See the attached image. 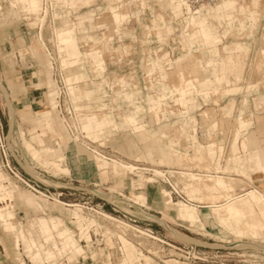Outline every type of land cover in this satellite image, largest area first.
I'll list each match as a JSON object with an SVG mask.
<instances>
[{"label": "rangeland", "instance_id": "obj_1", "mask_svg": "<svg viewBox=\"0 0 264 264\" xmlns=\"http://www.w3.org/2000/svg\"><path fill=\"white\" fill-rule=\"evenodd\" d=\"M84 1H76L75 8L69 7L73 1H59L55 10L62 18L55 21L54 12H49L43 38L53 46L56 54L54 26L60 33L63 27L78 25L79 17L94 13L95 20L84 24L87 34L84 30L77 31L78 44L85 54L92 49L101 51L105 61L104 71L99 74L100 70L92 59L84 58V72L88 78L78 84L82 89L74 90L68 79L78 74L73 72L82 65L62 72L64 80L60 82L56 75L62 70L56 58L52 76L55 75L54 79L58 80L61 97L58 112L56 103L55 114L63 128L66 143L55 148L59 139L39 127L38 133L46 132L42 138L48 146H52L51 150L38 149L32 143L42 154V160L41 155L35 159L25 145V140H31L30 131L36 125L35 121L40 118L38 112L50 109L47 82L51 65L45 48L39 42L36 22L41 10L35 9L34 12L25 5L26 0H21L18 11H14L10 0H0V123L4 131L0 138V174L3 176L0 183L9 192L33 198L31 193L39 196L32 189L38 185L49 189L52 194L63 192L59 200L66 203L77 204L88 200L103 206V210L116 217L121 215L113 210L115 206L141 219L146 216L134 203H144L136 194L144 191L148 197L144 205L148 214L162 219L183 236L174 237L176 231H167L159 222L153 224V229L172 244L195 248L203 257V261L197 263L173 258L164 262L151 259L155 264H264V231L258 236H238L220 225L207 204H195L189 200L178 175H173V182L184 198L173 196L174 203L197 206L201 218L207 219V223L203 228L179 220L177 206L172 209L163 206L162 188L169 192L171 189L152 172L157 169L206 174L207 178L197 177L198 180L189 188L193 189H190L193 196L198 193L214 203L227 198L224 192L227 189L209 191L206 187L215 186L219 177L242 179L243 182L237 181V194H244L253 188L264 193V173L251 172L252 181H249L237 173L227 174L225 170L228 165L237 166L239 163L228 162L233 158L235 136L239 138L236 142L238 156L245 158L247 155L242 147L244 136L258 138L264 148V0H239V3L235 0L236 3L221 7L220 11H228V17L224 16L223 21L216 17L221 2L190 11L186 0H123L119 4L109 0H90L89 4ZM204 8L213 11V14L198 21L190 19L189 13L198 14ZM113 9H119L123 15L121 23L114 22ZM248 13H255L256 16L250 18V25L244 27L242 21L246 23L249 19L246 20L243 15ZM118 25L121 27H115ZM85 36H91L93 40L86 43L81 39ZM237 45H246L247 50L239 46L237 49ZM60 55L63 65L64 51H60ZM234 75L242 76L237 80ZM216 76H221L217 79L228 77L230 84L219 80L215 89V83L207 81L214 80ZM54 79L52 89L57 97ZM40 83L43 85L36 87ZM234 86L240 87V90L226 93ZM209 89L206 96L204 91ZM85 90L93 92L91 102H88ZM35 92L39 93V105L28 111V96ZM127 93H133L135 98H126L124 95ZM231 102L234 105L229 115L223 108ZM138 109L141 113L137 124L143 127L141 133H136L134 126L127 122V118L137 116ZM93 116L113 120L114 123L103 129H85L86 118ZM238 125L249 127L240 133ZM163 134L167 137L161 138ZM192 136L196 137L197 144H194ZM198 143L204 148L215 144V160L209 158L202 161L194 157ZM166 156L170 157L168 162L164 161ZM46 162L50 163L49 166ZM217 163L223 168L217 167ZM97 164L107 173L100 171ZM121 164L138 167V170L147 169L141 171L145 173V178L153 177L158 182H145L144 189L134 191L139 178ZM9 166L24 181L12 174ZM56 166H60L62 172ZM60 185L81 187L85 191L61 190L58 189ZM196 186L198 189L194 188ZM86 189L93 194H87ZM4 191H0V207H9L15 214L12 222L25 231L31 229L35 218L53 216L62 218L66 227L76 233L71 213L59 205L52 207L54 200L48 199L47 204L51 207H45L43 212L25 206ZM168 191L166 193L170 197ZM119 194L125 195V200ZM191 217L190 221H197ZM143 223L142 226L147 224ZM6 229L5 223L0 220V264H21L24 258L14 247L13 233ZM14 234L18 236V230ZM128 250L137 255L132 247ZM104 251V247L94 251L96 264H110ZM25 260L26 264H31L28 259ZM151 260L147 258L148 264H152ZM119 263L112 261V264Z\"/></svg>", "mask_w": 264, "mask_h": 264}, {"label": "crops", "instance_id": "obj_2", "mask_svg": "<svg viewBox=\"0 0 264 264\" xmlns=\"http://www.w3.org/2000/svg\"><path fill=\"white\" fill-rule=\"evenodd\" d=\"M66 1H73L69 7L75 8L76 7V1L78 0H66ZM83 1V0H82ZM239 3V0H236ZM235 0H223L222 4L217 8L218 13H216V17L219 18L221 21L225 17H228L227 13L228 11L226 9H222L220 11L221 7H227L232 5L234 2L236 3ZM86 4H89L90 0H85L84 1ZM110 3H121L122 0H109ZM84 3V4H85ZM228 3V4H227ZM112 5V4H110ZM227 5V6H226ZM29 6V5H26ZM110 7V6H109ZM30 10L36 11L33 7L29 6ZM205 9V8H204ZM202 11L200 19L203 17H210L213 14V11L205 9ZM201 11V10H200ZM198 11L197 13H199ZM113 18L115 23H121L124 20L123 15L121 14L119 9H113ZM190 19H191V14L189 13ZM246 20L249 19V21H242V25L245 27V25L249 24L252 22L250 18H254L256 15L255 13H248L246 15ZM240 17V16H239ZM62 18V17H61ZM95 20V14L90 13L87 16L84 17H79V23L78 25H74L73 27L67 26L63 27L60 29V33L58 31V37L59 41L61 44L67 45L64 49H61V51H64V56H63V69L67 70L75 65H82L81 68H79L77 71L73 72L78 73L73 75L71 78L68 79L69 82H72V88L74 90L77 89H82L78 84L81 82H84L87 80L88 75L85 71V68L83 66V59H88L91 58L95 66L100 70L99 74H101L104 71L105 67V61L103 60V55L101 54V51H94V49L90 50L88 54H85V52H82L79 48V35L77 34L78 32H81L84 30V34H87V28H85V22H93ZM198 21V19H197ZM31 26H33V23H30ZM117 28L121 27V25L115 26ZM63 37V38H62ZM81 39H84L85 42L87 41H92L93 38L91 36H85ZM63 40V41H62ZM71 44V45H70ZM237 45V49H238ZM239 46V48H246V45ZM187 57V56H186ZM182 58V60H184ZM50 63V62H49ZM51 65V69L49 68V73H48V82L47 86L50 89L49 94H48V108H44L38 112V116L40 117L39 120H36V125L33 127V129L30 131L31 135V140H25L27 143L32 145L36 150L37 148L32 144L35 143L39 148L38 149H45L51 150L50 148L52 146H48L46 142L43 140V135H45L46 132H43L42 134L38 133V128L40 127L43 131L48 130L51 132L54 136H56L59 141L56 142V147L58 148L59 146H62L63 144L66 143V137L63 131V128L60 125L59 120L56 117L55 114V108H56V103H57V98L53 92L52 89V69L53 66ZM81 69V70H80ZM83 70V71H82ZM72 73V71H70ZM237 80H240L241 76L234 75ZM221 78V76H216L214 77V80L208 79L207 82H213L214 88L217 89L218 87V81H224V84L229 82L230 80L228 77L222 78V79H217ZM43 84H37L36 87H41ZM223 85V84H222ZM227 85V84H226ZM38 88V89H39ZM240 90V87L234 86L233 88H228L226 93H231ZM209 90H205L204 93L206 96L209 94ZM85 94L88 98V102H91V97L93 96L92 91L85 90ZM124 96L126 98H135V95L133 93H127ZM39 93L35 92L32 93L28 96V101L30 102V106H28V111H30L31 107L35 105H39L38 101ZM233 103L231 102L228 106L224 107L223 109L226 110L227 114H231L232 108H233ZM12 110L15 111V107L12 105L11 106ZM141 111L138 109L136 112L137 116L136 117H130L127 118V122L132 124L134 126V131L136 133H141L143 131V127L139 126L137 124V119L139 118ZM205 113V112H204ZM87 123L84 125L85 129L88 130H93L95 128L103 129L104 127H107L111 124L114 123L113 120L105 119L101 120L97 118L96 116H93L92 118H86ZM240 121V118H239ZM241 127L240 133L245 131L247 129V125H238V128ZM237 135V133H236ZM166 134H163L161 138H166ZM194 144H197V139L195 136H192ZM239 138L235 136V143L232 147V153H233V158L229 159L228 162L232 161H238L239 163L237 166L234 165H228L227 168L225 167V170L228 171L227 174L231 173H237L244 177L245 179H248L249 181H252L251 178V172H256V173H264V148L262 147V141L258 140V138H252V137H243L242 141V147L244 151L246 152V157L243 158L242 156H238L237 154V149L238 147L236 146V142L238 141ZM222 150V148H220ZM80 152V151H79ZM40 153V152H39ZM205 154V155H204ZM216 154L215 150V144H209L207 147H202L198 143V147L196 149V155L194 157L198 158L199 160H206L211 158L212 160L214 159V156ZM41 157L42 154L40 153ZM166 162L170 160L169 156L164 157ZM106 159V158H105ZM43 160V157H42ZM59 160V159H58ZM109 161V160H108ZM110 162H116L114 160H111ZM97 167L100 171H104L103 173H107L105 169L102 168V166L97 164ZM217 167L222 169L220 164L217 163ZM141 169V168H140ZM141 171H136L130 174H135L139 180H137L136 184V189L137 190H142L144 189L145 182L148 183H157L158 181L153 178H145V173H141ZM3 176L0 174V179ZM215 178V177H214ZM213 179V177L211 178ZM228 179H235L242 181V179H237V178H223L219 177L217 183L215 186H206L209 191H216L218 189H227L228 191L226 192L225 195H227L226 200L223 202H219L218 200L214 203L212 199H205V197L201 194L195 195L192 199L189 197L188 192L186 191V195L189 198V200L195 202L201 203V204H207L208 208L211 210V214L214 215L215 219L217 222L230 229L232 232L236 233L238 236H242L245 234H251L253 236H258L261 234V232L264 231V193L259 191L258 189H251L246 191V195L243 196V194H237L236 191V185L230 188L227 180ZM198 180V179H197ZM201 183V182H200ZM59 187V186H58ZM195 189H198V187H194ZM7 193L11 198H16L19 202L24 204L25 206H31L35 208L36 210H40L45 212V207H51L50 205L47 204L49 201L48 199H44L42 197H38L35 194L31 193L33 197L27 194H22V193H17L15 194L14 191H7L5 189V185L0 183V191H3ZM188 190V189H187ZM165 190L162 188V201H163V206L166 209H172V207L177 206V212L176 216L178 217L179 220H182L184 222H188L191 226H200V227H205V223H207V219L203 220L200 216V211L199 208L193 204H185L183 202H178L174 203L173 197L171 193L168 191L170 197L167 196V193ZM235 194L237 195H234ZM249 194H248V193ZM259 193V194H258ZM137 195H140L141 200L144 202L140 205H146V201L148 200L147 194L144 191L141 192H136ZM233 194V195H232ZM245 194V193H244ZM240 195V196H239ZM45 204H43V203ZM52 207L55 205H59L63 208H65L68 212L71 213V220L73 224L76 226V230H78L81 234L82 238H85L87 241H89L90 237L86 233L87 229H89L90 225L93 224L90 220H88L83 213L80 211V208L75 205V204H69L65 203L59 199H55ZM171 202V204H170ZM73 205V206H67ZM170 204V205H169ZM0 220L5 223V226L7 227V231H10L14 235V247L16 251L21 254V256L24 258V260H21V264H26V259L29 260V263L31 264H45L46 261H51V260H56L58 255L60 256L61 254L65 253L66 250H74V253L81 254L84 252V248L80 246L78 243V238L76 231L73 232L70 230V228L66 227V224L62 218L59 217H53L49 216L48 218L41 217V218H35L32 223H31V229L25 231L23 227L17 226L15 223H13V219L15 214L13 211L9 209V207H0ZM164 215V214H163ZM190 216H194L197 220V222H192L190 221ZM94 221V220H93ZM95 222V221H94ZM164 227V226H163ZM18 230V236H16L14 233ZM167 230V229H166ZM169 231V230H167ZM170 232V231H169ZM123 241V240H122ZM124 251H125V256L124 258L120 261L119 264H148L147 259L140 257L139 255H135V253L132 250H128V247L126 244H124ZM93 257L95 259V262L97 261L96 256L93 253ZM134 257V258H132ZM152 264H155L153 261ZM96 264V263H95Z\"/></svg>", "mask_w": 264, "mask_h": 264}, {"label": "built area", "instance_id": "obj_3", "mask_svg": "<svg viewBox=\"0 0 264 264\" xmlns=\"http://www.w3.org/2000/svg\"><path fill=\"white\" fill-rule=\"evenodd\" d=\"M123 1V0H122ZM189 4L196 8L200 5H215L219 3L221 0H187ZM45 7L48 8L49 12H55L56 4L54 7L49 0H45ZM49 15V14H48ZM48 17V16H47ZM54 20L58 21L59 19ZM43 30V29H42ZM41 29L39 28V33ZM50 45V44H49ZM50 49L54 53V48L52 45L49 46ZM56 64V61H54ZM57 78L60 79V82L64 80L63 74L61 71L57 73ZM57 80V79H56ZM58 81V80H57ZM4 135L3 126L0 123V138ZM10 172L14 174L17 178L22 180L14 170L9 166ZM154 175V174H153ZM164 183L168 185L171 189L170 193L173 196H177L181 199L183 198L182 191L174 184L173 175L169 174V172H164V176L160 177ZM24 181V180H22ZM31 187L30 185H28ZM39 195L46 196L47 199L54 200L61 198L63 196V192L52 194L49 189H42L37 185L36 188H32ZM43 190L41 192L39 190ZM58 189L64 190L68 189L74 191L75 193L78 191H85L84 188L81 187H73L71 185H60ZM87 194H93L92 191L86 189ZM57 196V197H55ZM120 197H123L125 200V195L119 194ZM132 202V201H130ZM66 203V202H65ZM128 203V202H127ZM134 203V202H133ZM73 204V203H69ZM67 206H73L69 205ZM75 205H80L81 212L83 215L90 220H94L95 222L90 225L89 229H87L86 233L89 235L90 239L87 241L85 238L81 237V234L78 230V234L76 233L78 238V243L81 247L84 248V252L81 254H75L74 250H66L65 253L61 254L56 258V260L46 261L45 264H95V259L93 257L94 251L97 249L104 247V255L107 258V262L112 264L113 260L121 261L125 256L124 245L122 238L128 239L133 242L139 252L142 255H148V257L158 260L160 262H164V260L173 258V260H185L191 263H197L203 261L202 255H200L195 248L184 246H177L167 241V239L163 238L153 229V224L158 222L154 219V216H150L147 212V208L144 205H140L134 203V205L140 208V211L144 214L145 219H141L136 215H132L124 210L117 209L115 206L113 209L115 212L120 214V217H116L110 213H107L103 210V206L94 205L90 201H84L82 203H77ZM133 207V205H131ZM153 217V218H152ZM156 218V217H155ZM129 222V223H127ZM143 222H147L144 225ZM128 224L131 228L125 227Z\"/></svg>", "mask_w": 264, "mask_h": 264}, {"label": "bare ground", "instance_id": "obj_4", "mask_svg": "<svg viewBox=\"0 0 264 264\" xmlns=\"http://www.w3.org/2000/svg\"><path fill=\"white\" fill-rule=\"evenodd\" d=\"M11 2V5H12V7H13V10L15 11V10H17L18 8V6H19V4L21 3V0H10ZM25 1V0H24ZM27 1V3L25 4V5H29V6H31V7H33L34 9H38V11L39 10H41V14H40V18L36 21L37 22V26H39V28L41 29V31H40V33H39V42L41 43V45L45 48V52L47 53V55L49 56V59H50V63L52 64V66H53V68L55 69V62L54 61H56V58L59 60V66H60V69L62 70L61 72H64L65 70L63 69V65H62V63L60 62V59H61V55H60V51H61V47H62V44H61V42L59 41V37H58V31H57V28H56V26H54V29H53V31H54V40L53 41H55V49H56V54H54L50 49H48V44L44 41V38H43V30H44V27H45V24H46V19H47V16H48V14H49V10H48V8L47 7H45V0H26ZM51 3H52V6L54 7V4H57L58 5V3H59V1H61V0H49ZM223 0H221L220 2H221V4L223 3L222 2ZM182 2H183V0H182ZM219 2V3H220ZM219 3H217V4H219ZM217 4H215V5H217ZM220 4V5H221ZM228 4V3H227ZM184 5V4H183ZM186 5H187V7H188V9L190 10V11H196V10H193V9H199L200 7H203V6H213V5H200V6H198V7H196V8H193L190 4H189V2L186 0ZM230 5V4H229ZM227 6V5H226ZM1 8V7H0ZM197 9V10H198ZM205 10V9H204ZM11 11V10H10ZM18 11V10H17ZM16 11V12H17ZM37 11V12H38ZM202 11H203V9L198 13V14H192L191 15V20L192 21H197V19L199 20L200 19V16H201V13H202ZM188 13H189V11H188ZM10 14V13H9ZM13 14H14V12H13ZM58 14H59V12L58 11H55L54 13H53V16H54V18L55 19H59V18H61V17H58ZM10 16V15H9ZM39 16V15H38ZM35 18V17H34ZM8 19V18H7ZM43 29V30H42ZM181 65V64H180ZM183 69V68H182ZM54 77H55V75H53V79H54ZM54 82H55V84H56V87H57V89H56V94H57V112H58V108H59V106H60V97H61V91H60V89H59V86H58V84H57V80L56 79H54ZM65 83H66V80H65ZM67 86V85H66ZM67 97H69V94H68V89H67ZM65 120V119H64ZM224 127V126H223ZM25 145H26V147H27V149H28V151L33 155V157L35 158V159H38L39 157H40V153H39V151L38 150H36L32 145H30L29 143H27L26 141H25ZM29 153V154H30ZM102 158H104L105 159V157L104 156H102V155H100ZM41 159V158H40ZM26 161V160H25ZM41 161V160H40ZM48 164V162H46V165ZM50 164V163H49ZM49 164H48V166H49ZM55 164H58L57 162L55 163ZM122 166H123V168H125L126 170H128V171H130V172H136V171H140V170H138V167H134V166H126V165H124V164H121ZM209 166V165H208ZM59 167L60 166H56V168H58L59 169ZM207 167V166H206ZM60 170V169H59ZM143 170V169H142ZM61 172H62V170H60ZM64 171H66V172H68L67 170H64ZM144 171H148L147 169H144ZM143 172V171H142ZM152 172H153V174H154V176L155 177H157V178H159V177H163L164 176V171H160V170H157V169H153L152 170ZM169 172V174H171V175H178V177H179V182L182 184V190L184 191V192H188V195H189V197L190 198H192V199H194L193 197V193H191L192 191H193V189L192 188H189L191 185H192V183L194 182V181H197V177H200V178H207V176H206V174H192V173H187V172H175V171H168ZM66 174V173H65ZM68 175H69V173H67ZM211 174V173H210ZM212 175V174H211ZM215 175V174H214ZM209 177V179H211L212 178V176H208ZM194 178H195V180H194ZM197 178V179H196ZM227 182H228V184H229V186H230V188L232 189V187L234 186V185H236L237 184V180H235V179H228L227 180ZM236 182V183H235ZM199 185V184H198ZM60 187V186H59ZM200 187V186H199ZM238 187V186H237ZM200 188H202V187H200ZM188 189V190H187ZM192 191H191V190ZM236 190V189H235ZM234 190V191H235ZM248 193V192H247ZM198 194V193H197ZM243 194V193H242ZM241 194V195H242ZM249 194V193H248ZM259 194V193H258ZM36 195V194H35ZM194 195H196L195 193H194ZM237 195V194H236ZM246 195V192H245V194H243V196H245ZM36 196H38V195H36ZM240 196V195H239ZM38 197H42V198H44V199H47L46 198V196H44V195H39ZM191 201V200H190ZM137 204H140V203H137ZM79 208H80V211H82L81 210V207H80V205H77ZM153 218V217H152ZM154 219H156L159 223H161V225H163L167 230H169L170 232H173L174 233V231H176V230H174L173 228H171L168 224H166L165 223V221H163L162 219H157V218H155L154 217ZM191 219H194V216H193V218L191 217ZM88 220H90V219H88ZM92 223H94V221L93 220H90ZM194 222H195V220H194ZM197 222V221H196ZM126 226L125 227H127V228H131V226L130 225H128V224H125ZM176 233H178V235L176 234ZM183 236V234H181L180 232H178V231H176L174 234H173V236L174 237H177V238H179L180 236ZM122 240L124 241V244H126L127 245V247H132V249H135V251H136V253H137V255H139L140 257H142V258H145V259H152V258H150V257H148V256H146V255H142L140 252H139V250L137 249V247H136V245L133 243V242H131V241H129L128 239H125V238H122ZM152 261V260H151ZM177 262V261H176Z\"/></svg>", "mask_w": 264, "mask_h": 264}]
</instances>
